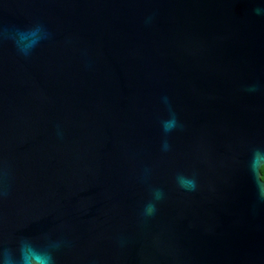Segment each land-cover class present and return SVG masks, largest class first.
<instances>
[{
    "label": "water",
    "instance_id": "1",
    "mask_svg": "<svg viewBox=\"0 0 264 264\" xmlns=\"http://www.w3.org/2000/svg\"><path fill=\"white\" fill-rule=\"evenodd\" d=\"M257 158L264 0H0V264H264Z\"/></svg>",
    "mask_w": 264,
    "mask_h": 264
},
{
    "label": "clouds",
    "instance_id": "2",
    "mask_svg": "<svg viewBox=\"0 0 264 264\" xmlns=\"http://www.w3.org/2000/svg\"><path fill=\"white\" fill-rule=\"evenodd\" d=\"M164 127H165V130H166V131H167V130H170V128H171V121H166V122L164 123ZM256 164H259V167H260V165H261V164H264V162H261L260 158H257V159L254 161V166H255ZM259 167H258V168H259Z\"/></svg>",
    "mask_w": 264,
    "mask_h": 264
},
{
    "label": "trees",
    "instance_id": "3",
    "mask_svg": "<svg viewBox=\"0 0 264 264\" xmlns=\"http://www.w3.org/2000/svg\"><path fill=\"white\" fill-rule=\"evenodd\" d=\"M260 172H261V177L264 180V165L261 167Z\"/></svg>",
    "mask_w": 264,
    "mask_h": 264
}]
</instances>
